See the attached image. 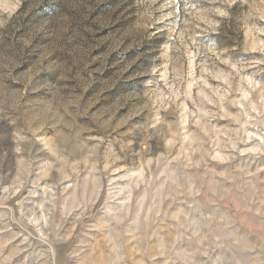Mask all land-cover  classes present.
I'll use <instances>...</instances> for the list:
<instances>
[{"label":"rangeland","instance_id":"1","mask_svg":"<svg viewBox=\"0 0 264 264\" xmlns=\"http://www.w3.org/2000/svg\"><path fill=\"white\" fill-rule=\"evenodd\" d=\"M0 264H264V0H0Z\"/></svg>","mask_w":264,"mask_h":264}]
</instances>
